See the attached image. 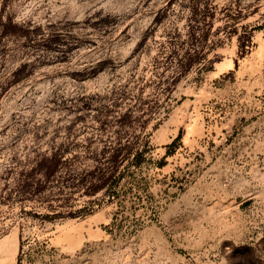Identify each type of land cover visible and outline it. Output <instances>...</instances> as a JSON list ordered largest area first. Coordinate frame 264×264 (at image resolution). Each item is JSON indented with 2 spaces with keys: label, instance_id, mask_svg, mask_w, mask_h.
<instances>
[{
  "label": "rangeland",
  "instance_id": "374dc122",
  "mask_svg": "<svg viewBox=\"0 0 264 264\" xmlns=\"http://www.w3.org/2000/svg\"><path fill=\"white\" fill-rule=\"evenodd\" d=\"M0 264H264V0H0Z\"/></svg>",
  "mask_w": 264,
  "mask_h": 264
},
{
  "label": "trees",
  "instance_id": "16d2710c",
  "mask_svg": "<svg viewBox=\"0 0 264 264\" xmlns=\"http://www.w3.org/2000/svg\"><path fill=\"white\" fill-rule=\"evenodd\" d=\"M107 183V182H106Z\"/></svg>",
  "mask_w": 264,
  "mask_h": 264
}]
</instances>
